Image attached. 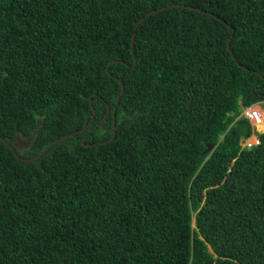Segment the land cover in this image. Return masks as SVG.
I'll use <instances>...</instances> for the list:
<instances>
[{
    "label": "trees",
    "instance_id": "16d2710c",
    "mask_svg": "<svg viewBox=\"0 0 264 264\" xmlns=\"http://www.w3.org/2000/svg\"><path fill=\"white\" fill-rule=\"evenodd\" d=\"M258 102L264 0H0V264H264Z\"/></svg>",
    "mask_w": 264,
    "mask_h": 264
},
{
    "label": "clouds",
    "instance_id": "9594fccd",
    "mask_svg": "<svg viewBox=\"0 0 264 264\" xmlns=\"http://www.w3.org/2000/svg\"><path fill=\"white\" fill-rule=\"evenodd\" d=\"M150 15V14H148ZM145 17V16H144ZM140 18L138 23L144 18ZM252 109H255V110H258L260 113H261V120L259 122H255V121H251L248 119V117L246 116V111L247 110H252ZM264 102H258L256 104H253L252 106L246 108L243 112V115L248 119V121L250 122V125L251 127L255 130V132H258V133H261L263 132L264 130H260L259 129V125L263 124L264 125ZM258 133H253L252 135H250L249 137L245 138L243 141H241V145L242 147L244 146H250V145H253V144H257L259 142L258 140ZM250 142H253V143H250ZM243 143L245 145H243Z\"/></svg>",
    "mask_w": 264,
    "mask_h": 264
},
{
    "label": "built area",
    "instance_id": "2783aa9c",
    "mask_svg": "<svg viewBox=\"0 0 264 264\" xmlns=\"http://www.w3.org/2000/svg\"><path fill=\"white\" fill-rule=\"evenodd\" d=\"M246 116L249 120L259 122L261 120V113L258 110L252 109L246 111Z\"/></svg>",
    "mask_w": 264,
    "mask_h": 264
},
{
    "label": "water",
    "instance_id": "95a60500",
    "mask_svg": "<svg viewBox=\"0 0 264 264\" xmlns=\"http://www.w3.org/2000/svg\"><path fill=\"white\" fill-rule=\"evenodd\" d=\"M153 12H155V11H152V12H150L149 14H151V13H153ZM136 25H138V22L136 23ZM91 108H92V111H93V106H91ZM112 118H113V126H114V129H113V135H112V137L110 138V140L111 139H113V136H114V130H115V109L113 110V114H112ZM57 140H53L52 142H50L49 144H48V146H50L51 144H53L54 142H56ZM47 146V147H48ZM20 158V157H19ZM21 160H31V159H35V158H20Z\"/></svg>",
    "mask_w": 264,
    "mask_h": 264
},
{
    "label": "rangeland",
    "instance_id": "374dc122",
    "mask_svg": "<svg viewBox=\"0 0 264 264\" xmlns=\"http://www.w3.org/2000/svg\"><path fill=\"white\" fill-rule=\"evenodd\" d=\"M263 110H264V109H263ZM259 129H260V130H264V125H263V124L259 125ZM250 143H253V142H250ZM243 145H245V144L243 143Z\"/></svg>",
    "mask_w": 264,
    "mask_h": 264
}]
</instances>
